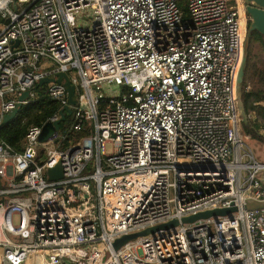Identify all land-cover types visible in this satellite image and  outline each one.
I'll return each mask as SVG.
<instances>
[{"label":"built area","instance_id":"obj_1","mask_svg":"<svg viewBox=\"0 0 264 264\" xmlns=\"http://www.w3.org/2000/svg\"><path fill=\"white\" fill-rule=\"evenodd\" d=\"M246 26L241 0H0V128L39 92L59 104L20 149L0 138V264H264V207L245 208L264 202V162L235 90ZM60 72L82 133L66 144L65 120L39 140L69 105L63 81L38 85Z\"/></svg>","mask_w":264,"mask_h":264},{"label":"water","instance_id":"obj_2","mask_svg":"<svg viewBox=\"0 0 264 264\" xmlns=\"http://www.w3.org/2000/svg\"><path fill=\"white\" fill-rule=\"evenodd\" d=\"M244 2L247 4L246 13L250 16V25H249L248 32H247V35L245 37V41L242 47V59H241V63H240L237 76H236L235 90H236V102H237V109H238L239 116L244 113L246 117L244 107H243V101H242V86H243L244 75H245V70H246L247 60H248L249 39H250V35L252 31H257L259 34L264 36V0H244ZM52 81H55L57 83H60L61 81H63V84L67 90L69 105H66L64 108L60 110L59 112L60 118L55 123L44 124V126L42 127L41 134L39 136L40 141H44L48 139V137L56 129L59 128L60 122L64 121L65 117L71 114L72 110L70 106L76 104L75 87L73 84L70 83V80L65 73L63 72L58 73L57 78L48 77V78L41 79L38 82V85H41L43 83L52 82ZM27 94H28L27 91L24 92L22 96L20 97V100L25 98ZM20 106L21 104L18 103L17 108H15L14 110H12L10 113L6 114L3 117L2 125H5L11 122L14 119L15 115L19 112ZM245 120L246 118L243 120V122H245ZM48 174H49L50 179L60 178L62 176V169L60 165H56L53 168L49 169ZM262 182L264 184V176L262 178ZM260 207H264V202L247 200L245 203V208H248V209L260 208ZM232 210H235V208L230 207V208L201 211L196 214L183 217L181 219V222L189 223V222L196 221L198 219L207 218L212 215L214 216L224 215V214L229 213ZM178 223L179 221L177 219H172L168 222L158 224L156 226L144 229L139 232L123 235L114 241L113 246L115 249H117L126 241L135 239L136 237H139V236H146L148 234L155 233V231L160 230V229H168L169 227H173L177 225Z\"/></svg>","mask_w":264,"mask_h":264},{"label":"trees","instance_id":"obj_3","mask_svg":"<svg viewBox=\"0 0 264 264\" xmlns=\"http://www.w3.org/2000/svg\"><path fill=\"white\" fill-rule=\"evenodd\" d=\"M262 48H264V43L262 44ZM247 64L248 66L245 70L242 86V101L246 114V121L243 122V126L250 137L264 142V132L263 135L258 133V131H264V59L261 67L250 59ZM249 81H255L251 90L247 89ZM39 93V97H37L34 102L20 110L22 117L25 118L24 122L15 119L0 128V138L15 149H20L23 136L28 126L42 124L47 117L51 116L59 109V104L56 100L42 95L41 92ZM71 123V118H67L60 124L59 133L64 136L62 139L64 144H66L68 140L76 137L79 138L82 135L80 132L74 133L72 131ZM253 123L255 126H253Z\"/></svg>","mask_w":264,"mask_h":264},{"label":"rangeland","instance_id":"obj_4","mask_svg":"<svg viewBox=\"0 0 264 264\" xmlns=\"http://www.w3.org/2000/svg\"><path fill=\"white\" fill-rule=\"evenodd\" d=\"M89 13H90V11L86 10L85 12H80L79 14H77L75 16V23H76L77 27H90L93 24L92 16ZM263 56H264V48H262V46L260 48H258L257 45L252 46L250 51H249L248 60L250 59V60H252V62H256L257 65H259L261 67L263 64V59H264ZM248 60H247V63H248ZM247 66H248V64H247ZM247 66H246V68H247ZM254 83H255V81H249L247 89L251 90L254 86ZM240 116H239V120H240L239 132H240V136H241L243 142L248 147H250L255 159H257L260 162H264V142L257 140V139H254L247 134V132L245 131L244 126H243V120L246 117H245L244 113ZM23 118L24 117H22L21 111H20L17 115V119H18V121L21 122ZM257 124H261V123H257ZM253 126H255L254 123H253ZM263 132H264L263 130L258 131V133H260V135H263ZM106 149L108 152H110L111 146L107 145ZM27 264H43V262L40 258H33Z\"/></svg>","mask_w":264,"mask_h":264},{"label":"flooded vegetation","instance_id":"obj_5","mask_svg":"<svg viewBox=\"0 0 264 264\" xmlns=\"http://www.w3.org/2000/svg\"><path fill=\"white\" fill-rule=\"evenodd\" d=\"M241 4H242V8L244 10V17L247 21L246 32L244 34V39H243V43H244L245 37H246L247 32H248V28L250 25V16L246 13L247 4L244 2V0H241ZM263 43H264V36L259 34L257 31H252L251 35H250V39H249V49H251L252 46H256V45L258 48H260ZM249 49H248V55H249Z\"/></svg>","mask_w":264,"mask_h":264}]
</instances>
